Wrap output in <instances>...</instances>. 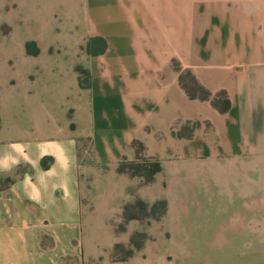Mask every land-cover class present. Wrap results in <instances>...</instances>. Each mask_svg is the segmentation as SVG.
Segmentation results:
<instances>
[{"label": "crops", "instance_id": "crops-1", "mask_svg": "<svg viewBox=\"0 0 264 264\" xmlns=\"http://www.w3.org/2000/svg\"><path fill=\"white\" fill-rule=\"evenodd\" d=\"M119 1L132 27L126 50L92 23L107 46L89 61V88H80L73 63L49 62L42 84H28L25 109L18 103L0 131V174L28 168L0 190V264L81 260L82 138L100 166H115L142 143L162 165L172 224L192 228L200 213L208 237L216 219L255 211L264 0Z\"/></svg>", "mask_w": 264, "mask_h": 264}, {"label": "rangeland", "instance_id": "rangeland-1", "mask_svg": "<svg viewBox=\"0 0 264 264\" xmlns=\"http://www.w3.org/2000/svg\"><path fill=\"white\" fill-rule=\"evenodd\" d=\"M125 13L119 0H0V131L10 125L18 103L25 109L28 84H42L49 62L73 63L80 88L88 89L89 61L107 46L94 25L114 48L126 50L132 27ZM115 54L113 49L107 59ZM78 161L84 207L81 260L66 256L60 264H264V163L257 164L255 211L216 219L207 237L200 213L189 220L192 228H184L180 219L171 223L161 172H153L155 162L140 145L115 166H100L90 139L82 138ZM51 162L45 157L42 165L48 168ZM27 169L21 164L1 173L0 190Z\"/></svg>", "mask_w": 264, "mask_h": 264}, {"label": "trees", "instance_id": "trees-1", "mask_svg": "<svg viewBox=\"0 0 264 264\" xmlns=\"http://www.w3.org/2000/svg\"><path fill=\"white\" fill-rule=\"evenodd\" d=\"M103 43H104V46L103 47H105L106 46V42H104V40H103ZM97 54V53H96ZM95 54V55H96ZM89 77V76H88ZM90 84V83H89ZM135 144H138V145H140L141 146V148H142V150H143V152L145 151V148H144V146H143V144L142 143H140V142H134L133 144H132V147L135 145ZM145 154V153H144ZM146 156V155H145ZM148 158V157H147ZM148 159H151V158H148ZM151 160H153L155 163H153V172L154 173H158V172H161L162 171V165H161V163L158 161V160H155V159H151ZM44 167H45V165H44ZM164 206H165V209L167 210V203L165 202L164 203Z\"/></svg>", "mask_w": 264, "mask_h": 264}]
</instances>
